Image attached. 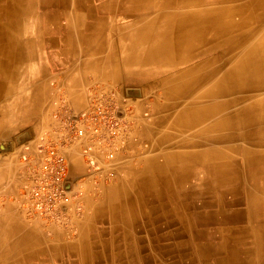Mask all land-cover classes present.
<instances>
[{
	"label": "bare ground",
	"instance_id": "1",
	"mask_svg": "<svg viewBox=\"0 0 264 264\" xmlns=\"http://www.w3.org/2000/svg\"><path fill=\"white\" fill-rule=\"evenodd\" d=\"M87 20L130 24L124 52L166 73L152 169L170 198L158 212L183 234L147 233L127 264H264V0H0V54H24L22 35L75 38Z\"/></svg>",
	"mask_w": 264,
	"mask_h": 264
},
{
	"label": "crops",
	"instance_id": "2",
	"mask_svg": "<svg viewBox=\"0 0 264 264\" xmlns=\"http://www.w3.org/2000/svg\"><path fill=\"white\" fill-rule=\"evenodd\" d=\"M64 24L59 19L58 25ZM72 27L79 34L75 38L66 37L62 28L57 35H22L15 41L23 45L24 54H0V143L13 146V140L27 141L34 148L47 136L59 142L65 135L63 115L78 114L98 92L114 97L129 124L112 162L98 154L101 170L94 175L97 178L84 177L83 194L72 203L75 207L64 224L45 222L28 210L22 194V162L14 158L0 162V264H127L126 251L141 250L148 234L164 239L160 242L164 245L175 241L169 235L183 231L176 217L158 212L159 202L170 199L162 191L166 180L160 182L152 169L163 160L162 147L156 143L150 119L139 115L146 101L126 93L131 88L140 94L143 89L157 88L165 75L124 52L122 33L132 31L130 24L87 20ZM22 134L26 139L18 141ZM78 142L63 148L71 180L87 174L82 143ZM108 170L113 174L104 179ZM192 179L186 185L196 181Z\"/></svg>",
	"mask_w": 264,
	"mask_h": 264
},
{
	"label": "built area",
	"instance_id": "3",
	"mask_svg": "<svg viewBox=\"0 0 264 264\" xmlns=\"http://www.w3.org/2000/svg\"><path fill=\"white\" fill-rule=\"evenodd\" d=\"M123 118L114 97L98 92L92 95L90 105L78 114L66 112L63 115L65 135L62 140L54 142L47 136L34 148L25 144L20 159L24 176L22 194L28 210L39 214L45 222L64 224L75 207L72 203L79 201L83 194L84 177L94 178L101 170L98 154L103 153L108 162L115 159L117 143L128 127ZM74 141L82 142L87 174L71 180L63 148ZM112 174L108 170L103 177L108 179Z\"/></svg>",
	"mask_w": 264,
	"mask_h": 264
},
{
	"label": "rangeland",
	"instance_id": "4",
	"mask_svg": "<svg viewBox=\"0 0 264 264\" xmlns=\"http://www.w3.org/2000/svg\"><path fill=\"white\" fill-rule=\"evenodd\" d=\"M174 71V70H173ZM163 74H166L164 72H161ZM170 73V72H168ZM131 89H134V88H131ZM130 95V94H128ZM130 96H134V95H130ZM157 96V98L155 97ZM165 96L164 94V86L163 84H160L159 86H157V88H153V89H149V90H145L143 89L142 90V94H138L136 96H134V98L136 99H144L146 101V103L143 105V107H141L139 109V115L141 118H148L150 119V121H148L149 123L148 124H154L155 123V115H156V107L154 105V100L156 99H160L162 97ZM158 99V100H159ZM168 104H170V102H168L166 105L162 106L163 108L166 107ZM154 121V122H153ZM198 135H195L193 134L192 135V142H195V139L197 140V137ZM14 141V144L13 146H11L9 149H0V162L2 160H7L8 158H11L13 160L16 159L19 163H21V160H20V154H21V151L24 147L25 144H28L27 141L26 143H17L15 140ZM1 144H6V142H1ZM21 173V170L19 171V174ZM194 180V179H192ZM103 225V224H102Z\"/></svg>",
	"mask_w": 264,
	"mask_h": 264
},
{
	"label": "water",
	"instance_id": "5",
	"mask_svg": "<svg viewBox=\"0 0 264 264\" xmlns=\"http://www.w3.org/2000/svg\"><path fill=\"white\" fill-rule=\"evenodd\" d=\"M127 93L130 94V95H131V94L134 95V94H137V93H138V90H136V89H130V90H127ZM26 137H27L26 134H22V135H20V136L18 137V141H23V140L26 139ZM10 147H11V146H10L9 143L1 144V145H0V149H9Z\"/></svg>",
	"mask_w": 264,
	"mask_h": 264
}]
</instances>
